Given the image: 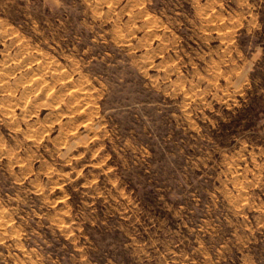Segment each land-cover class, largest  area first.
I'll return each instance as SVG.
<instances>
[{
  "label": "rangeland",
  "instance_id": "374dc122",
  "mask_svg": "<svg viewBox=\"0 0 264 264\" xmlns=\"http://www.w3.org/2000/svg\"><path fill=\"white\" fill-rule=\"evenodd\" d=\"M0 264H264V0H0Z\"/></svg>",
  "mask_w": 264,
  "mask_h": 264
},
{
  "label": "bare ground",
  "instance_id": "6f19581e",
  "mask_svg": "<svg viewBox=\"0 0 264 264\" xmlns=\"http://www.w3.org/2000/svg\"><path fill=\"white\" fill-rule=\"evenodd\" d=\"M39 77H40V76H39ZM67 77H68V76H67ZM69 77H70V76H69ZM36 78H37V77H36ZM38 79L41 80V78H38ZM40 80H37L35 83L38 84L39 82H41ZM43 82H44V81H43ZM43 82H42V83H43ZM33 86H35V85H34V84H29L27 90H30V89L32 90V87H33ZM35 87L37 88V86H35ZM75 88H76V87H75ZM44 89H45V87H44ZM44 89H43L44 93H47L48 91H46V89H45V90H44ZM38 90H39V88H38ZM88 90H89V89H88ZM35 91H36V90H35ZM50 91H51V90H50ZM50 91H49V92H50ZM84 91H85V90H84ZM38 92H39V91H38ZM49 92H48V93H49ZM29 93H30V92H29ZM29 93H28V94H29ZM31 93H32V92H31ZM31 93H30V94H31ZM50 93H51V92H50ZM50 93H49V94H50ZM83 93H84L83 90H82L81 88H79L78 91L74 92V96H76V98H77L78 96H80V95L83 94ZM41 94H43V93H41ZM38 95H40V94H38ZM83 95H84V94H83ZM72 96H73V95H72ZM76 98H75V99H76ZM74 105H75V104H74ZM80 106H81V105H80ZM76 107H77V106H76ZM56 108H57V107H56ZM59 108H60V107H59ZM27 109H28V108H27ZM72 109H73V108H72ZM77 110H78V109H77ZM25 111H26V110H25ZM25 111H24L23 113H25ZM27 112H28V111H27ZM27 112H26V113H27ZM57 120H58V119H57ZM32 130H33V129H32ZM36 132H37V131H36ZM43 132H44V131H43ZM66 134L69 135L70 137H74L75 134H76V132H75L74 129H70V130L68 129V132L66 131ZM31 136H32V135H31ZM33 137H34V136H33ZM59 140H60V139H59Z\"/></svg>",
  "mask_w": 264,
  "mask_h": 264
}]
</instances>
